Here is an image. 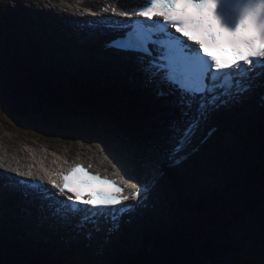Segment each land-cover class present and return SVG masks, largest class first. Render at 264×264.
Masks as SVG:
<instances>
[{"label": "snow or ice", "instance_id": "snow-or-ice-1", "mask_svg": "<svg viewBox=\"0 0 264 264\" xmlns=\"http://www.w3.org/2000/svg\"><path fill=\"white\" fill-rule=\"evenodd\" d=\"M219 3L220 0H144L143 6L134 11L118 12L116 6L111 7L113 14L118 12L120 17L128 18V22L115 23L116 30L122 35L114 38L111 46L131 54L139 61L138 69L142 75L171 87L182 101L189 104L199 101V120L219 110L217 101L223 105L224 97L233 96L234 80L235 104L243 103L244 94L250 90L251 84L245 85L243 80L225 75L226 72L233 69H240L241 73L252 72L257 65L264 64V0H245L238 5L234 28L221 22L216 11ZM108 11L109 8H103V12ZM133 16L142 19L133 21ZM181 37L198 45V50L192 49ZM244 66L249 67L245 69ZM186 127L191 128L192 122ZM123 163L134 164L131 160ZM140 163L144 172L158 185L161 160L149 157ZM54 175L60 177L59 181ZM26 176L32 177L33 172L29 170ZM45 179L57 194L64 197V209L78 212L88 208L93 215L117 206L126 211L123 206L129 200L135 203L128 208H138L146 191L144 184L135 176L130 179L136 182L124 183L121 187L115 180L89 173L81 164L73 165L67 172L46 173L40 177L41 181ZM104 186L114 191H106ZM32 187L39 190L43 184ZM13 191L0 183V202ZM152 191L155 189L148 192L149 196ZM51 198L54 199L55 195ZM90 264H105L104 252L95 253Z\"/></svg>", "mask_w": 264, "mask_h": 264}, {"label": "trees", "instance_id": "trees-1", "mask_svg": "<svg viewBox=\"0 0 264 264\" xmlns=\"http://www.w3.org/2000/svg\"><path fill=\"white\" fill-rule=\"evenodd\" d=\"M28 14V11H24L12 17H4L2 39L5 53L15 47L19 57L27 60L23 64L29 69V65L32 66L31 62H33V58L30 57L32 47L27 41H20L25 25L19 26L21 21L16 20V17L21 18ZM4 56L0 53V100L3 103H0V112L3 120L12 127L19 130L33 128L56 133L60 126L62 127V123L58 120L62 114L58 115L56 112L66 109L65 113L72 117L89 108L84 99H68L70 96L66 94V98L53 94L50 98L40 95L34 89H25L30 86L33 78L21 76L18 70L8 65ZM13 56L15 57L14 54ZM38 64H41V68L44 67L43 62ZM4 104H7L6 107ZM253 137L259 148L257 161L246 167L245 176L241 181L236 182L232 178H227L230 192L228 195L207 192L197 196L195 200H187L180 213H175L180 218V222L172 225L169 234L160 227L155 228L157 233L154 237H150L154 245L152 254H145V251L140 249H135L133 252L124 249L121 256L108 264H253L245 256L262 259L264 238L259 237L258 234L255 238L260 249L256 250L252 248L241 250L243 247H236L227 234H224L228 224L249 215L257 220L255 223L259 221L258 228H263L264 232V129L257 131ZM191 196L187 195V199ZM25 245L8 248L5 244H0V264H33L34 262L37 264L28 251L29 247ZM61 259L65 264H78L83 261V257L79 258L72 252H65ZM46 261L51 264L49 258L40 264Z\"/></svg>", "mask_w": 264, "mask_h": 264}, {"label": "rangeland", "instance_id": "rangeland-1", "mask_svg": "<svg viewBox=\"0 0 264 264\" xmlns=\"http://www.w3.org/2000/svg\"><path fill=\"white\" fill-rule=\"evenodd\" d=\"M9 1L10 0H0V18L2 17L3 12L5 10L9 8L10 9L13 8L12 7L13 4L17 6V2L12 1L11 4L9 5ZM61 3H65L66 6L70 5L68 1L64 2L63 0H61ZM49 6H50L49 4H46L45 8H48ZM2 33H3V26L1 24V19H0V46L2 42V35H1ZM44 42L45 44L48 43V41L46 40H44ZM1 51L2 49H0V53ZM242 121H244V123L247 124L245 127H248V128L249 127L252 128L254 125V122L260 123L263 121L262 125H264V109L262 110L261 113L259 112V109H258L253 114H250L248 117H245L242 120H238L239 124L237 123V125L232 126L236 136H238V134H242L244 130L245 131L248 130V128L245 129V127L243 128L239 127ZM0 125H1L0 127L1 129L5 127L8 128V130L5 132L7 138L11 139L10 141L12 142V144L18 147V149L22 151H23L24 141L26 138L30 137L33 140H36V137H32L36 135L31 134L30 131L25 132V134H19V133L14 132L12 130L13 128L11 127V124L5 122L1 116H0ZM62 134L63 132H60L59 136L54 137L53 138L54 140L50 141L49 143L46 142L45 145L47 144L52 145L56 143L62 146L63 148H66L65 145H66V142H68V140L64 139V136H62ZM42 138H46V137L42 136ZM76 142L77 141H73V140L68 142L69 144L67 145V148L70 147L71 144H76ZM216 144H217V141L212 142V144L206 151L207 153L203 155L201 163L198 165V167L193 172V174L188 177V178H191L190 181L192 180L194 182L196 181L199 182L200 186H197L196 190H199L200 187L204 188L205 186V187H211V188L220 187L219 190L223 191L226 187L224 180L226 179L227 175L233 176L238 173L239 169L237 168V164L230 165L229 163H226L223 160V158H221V152L223 151ZM244 145L247 146L246 144ZM43 148H45V146ZM250 154L254 155L253 153H250ZM205 166H207L208 168L205 169L204 168ZM238 166L239 167L241 166L242 169L244 168V164L241 158H240ZM190 181L188 180L187 182H183V185L189 184ZM194 190H195L194 186H191L190 188H185L184 191H179V187L174 182V179L167 178L164 183V201L168 205L172 204L175 210L180 212V210L184 207L182 206V203H183L182 197L187 193V191H189V193L192 194ZM206 190H212V189H206ZM229 193H230L229 190H227L226 195H228ZM161 211L162 209H160L159 211L160 214H161ZM242 218L243 219H240V220H237L235 222L228 224L227 225L228 229L226 230V232L223 230L224 234H227V237L230 239L231 242L235 243L236 247L238 248L243 247V249L241 250H245L246 248H252L253 250L260 249L258 245V241L255 238L256 234H258L259 237L264 238L263 228H258L259 221L255 223V221L257 220L254 219L251 215L245 216ZM144 221H145L144 218H142L140 220V223L138 224L139 226L138 225L137 226L140 227V224L143 223ZM260 226H262L261 223H260ZM124 248H128V246L124 244L120 247L119 250L124 249ZM245 258L247 260H251L253 264H264V258L251 259L249 256H245Z\"/></svg>", "mask_w": 264, "mask_h": 264}, {"label": "bare ground", "instance_id": "bare-ground-1", "mask_svg": "<svg viewBox=\"0 0 264 264\" xmlns=\"http://www.w3.org/2000/svg\"><path fill=\"white\" fill-rule=\"evenodd\" d=\"M55 23H58V21L55 20ZM68 31H69L68 28H64V30H63L64 33H62V32H57L56 33L57 38L61 41L60 44H63L64 43V39H66L65 35L68 34ZM80 35H81V33H77V39H78L79 42H81V40H82L81 37H80ZM116 78H117L116 81H117L118 84H121V83L124 82V80H123L124 76L120 77L119 75H117ZM128 82H130V81L128 80ZM131 84H133V83H131ZM6 115L7 114H5V116ZM35 132H36V134H39V132H37V131H35ZM67 135L68 134H62V136H64L65 138L67 137ZM116 136H119V131L116 132ZM91 138H92V142H89L88 139H84V140H81V142L78 145L77 144H71V147L68 150H66L65 148H63L62 146H60L58 144H54V145H51V146H53L58 151V153L61 156H64V155L67 156V155H70V154H73V155L75 154L77 157L80 156L82 158L84 156H89V157H92L93 155L96 156L97 153H102L103 154V153H106V151L109 152V155L108 156H110L113 153V148H112L111 145H109L107 147H104L103 144L97 143V148H96L94 146L95 145L94 144L95 138H93V137H91ZM1 139L3 141L7 142L8 145L10 144V140L5 139L2 135H1ZM7 143H4V144L6 145ZM11 146H13V145H11ZM45 146L49 148L50 144H47ZM8 147L10 148V146H8ZM41 152H43V150H41ZM16 153H18V154L21 155L22 154V151L20 150L19 152H16ZM108 156L103 155L102 158L103 159H107ZM24 157H26V156H24ZM35 157H37V156H35ZM107 167H109V168L114 167L115 169H117L121 173L120 174L118 172V175L122 179H124L126 182H128V183H131L132 182V179H130V177L133 176V174H135V177L137 179H139V180L141 179V176L139 174H137L138 172H135V173L129 172L126 167H122V166L118 165L117 162H111L110 160H108ZM123 169H124L125 172L123 171ZM142 171H144V170H142ZM241 172L242 171L240 170V174H241ZM24 202L25 201L19 197V203L20 204H23ZM111 225L113 226V223ZM132 226L133 225H130V227H132ZM69 234H70V232H69ZM90 242L93 244L94 241H90Z\"/></svg>", "mask_w": 264, "mask_h": 264}, {"label": "water", "instance_id": "water-1", "mask_svg": "<svg viewBox=\"0 0 264 264\" xmlns=\"http://www.w3.org/2000/svg\"><path fill=\"white\" fill-rule=\"evenodd\" d=\"M46 134H47V137H57V135L52 134V133H46Z\"/></svg>", "mask_w": 264, "mask_h": 264}]
</instances>
